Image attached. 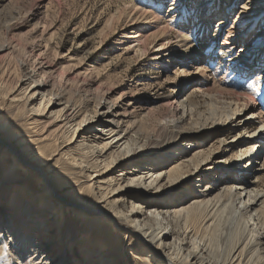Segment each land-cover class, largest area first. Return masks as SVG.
<instances>
[{
  "label": "bare ground",
  "instance_id": "6f19581e",
  "mask_svg": "<svg viewBox=\"0 0 264 264\" xmlns=\"http://www.w3.org/2000/svg\"><path fill=\"white\" fill-rule=\"evenodd\" d=\"M5 1L0 0V30L3 29L7 41L0 51L12 50L8 39L17 25L10 20L19 15L7 13ZM35 1L37 6L22 18L38 27L42 21L36 9L50 0ZM230 2L171 1L169 17L181 18L178 19L183 37L176 44L185 47L178 64L191 67L205 61L202 56L209 55L206 49L209 35L216 40L224 36L225 20L232 12L226 9ZM137 13L139 18H152L158 27L138 42V53H147L148 43L164 44L170 40V29L163 25L160 16L145 10ZM241 13L232 16L233 25L227 29L224 42L218 43L224 53L218 55L221 58L218 63H223L224 69L226 65L231 71L243 69L251 73L257 64L264 63V32L259 29L264 16L248 19L252 12L247 11L244 16ZM221 15L222 21H213ZM235 21H240L241 26L235 25ZM193 27L198 29L196 41L181 44L188 40ZM249 28H257V34H263L255 48L256 34L244 41L250 35ZM142 35L135 40L140 41ZM240 42H244L241 50L233 53ZM44 60L39 62V68L34 65L32 69L21 62L22 83L18 82L15 88L13 84L0 83L3 100L0 101V197L8 183L24 181L11 184L17 191L9 204L0 198V251L7 253L8 244L13 242L11 251H18L17 262L22 261L23 253L30 264H120L123 261V254L118 252L120 243L116 244L102 230L111 225L115 233L118 230L135 234L140 239L137 250L146 253L141 257L155 261L154 264H264V189L256 177L264 169V161L261 167L257 165L258 157H251L254 152L250 145L257 140L254 151H261L259 148L264 145V117L256 101L250 102L245 95L212 84V89L202 92L212 100L214 112L202 117L191 96L185 94L188 85L199 83L190 78L184 81L185 85L180 84L168 102L171 115L162 120L156 137L144 124L130 118L135 110H131L135 107L131 101L118 108L117 103L103 95L92 105L89 100L56 91L45 76L58 71L59 61L47 62L45 66ZM210 60L215 59L209 58L207 63ZM198 67V71H205L206 65ZM4 105L25 110L28 117L23 120L28 125H21L25 128L7 125L4 118L8 117L1 108ZM234 130L245 132L231 142L240 145V154L234 160L239 163L243 157L248 158L243 167H252L246 171H242L243 167L238 171L221 169L225 174L216 185H209L205 180L207 173L221 171L216 159L220 148L206 152L208 141L203 144L198 137L213 139ZM183 140L184 146L177 149ZM226 145L227 155L235 145ZM43 152L48 153L45 160ZM56 156L71 170V181L76 183L69 186L76 188L77 197L56 181V170L50 166ZM228 174L233 176H229L231 183L226 179ZM195 177L202 187L198 195L191 191L190 183ZM162 190L160 197L151 196ZM62 251L68 254L62 256ZM68 255V260L61 259Z\"/></svg>",
  "mask_w": 264,
  "mask_h": 264
},
{
  "label": "rangeland",
  "instance_id": "374dc122",
  "mask_svg": "<svg viewBox=\"0 0 264 264\" xmlns=\"http://www.w3.org/2000/svg\"><path fill=\"white\" fill-rule=\"evenodd\" d=\"M162 1L164 2L158 3L157 0H50L45 5H41V8H39V6L36 9L38 18L42 21V24H38L39 26L37 27L33 24L34 22L26 23L22 18V16L28 13L30 8L37 6L35 0H6L4 3V5H6V12H19V15L17 16L14 14L15 18L10 20L11 23L17 25V29L10 34L8 39L12 46V50L0 51V83L4 86L13 84L15 88L21 79L19 69L21 62L25 63V67H28L27 69H32V67L35 68V66L39 68V62L44 59L43 65L45 66L47 62L59 61L57 66L58 69H56L58 71H54L53 73L48 72L45 76H48V80L51 81L56 91L63 90L67 94L71 93L74 98L91 101L89 103L92 105L104 96H108L112 101L117 103L118 108L125 107L126 104L131 101L135 106L131 110L135 109L136 111H133L130 118L138 121L139 125L144 124L143 126H145L150 133H154L156 137L160 134L158 130L162 120L171 115L168 102L172 99L174 94L178 92L180 84L190 78L198 80L199 83L193 81L194 83L192 85H188L185 88V94L191 96L192 102L199 109L202 117H209L210 113L214 112L212 100L204 96L202 92L207 91V89L210 90L209 87L212 89L214 84L234 94L245 95L246 99L250 102L256 101L254 103L261 109V113L263 112L262 115L264 117V63L263 65L257 64V67H254L251 73L247 70L243 71V69H241V71H231L226 65L224 69V66H222L223 63H218V61L220 62L221 60L218 55H224L218 43L222 44L224 42L227 29L233 25L232 19L235 18V15L239 12H242L241 15L244 16L247 11L252 12L251 16H248L250 17L248 19L253 17L258 19L260 15L263 17L264 12L262 14L261 11H264V0H239L235 4H232L234 0H231V5L226 7V9H231L232 12L228 17L229 19L225 20L224 25L226 26L224 27L225 29L223 28L222 32L224 36L216 40L209 35L206 40V49L208 48V51H210L208 52L209 55L202 56L205 61H198V63H195V65L191 67L184 66L181 63L178 64L185 48L176 44L180 42L178 40L183 37L180 33L181 18L175 15V18L169 17L170 13L168 12V6L172 0ZM136 10L152 12L162 18L163 25L168 26L170 29V40L164 41L167 44H160V42L157 41L155 43H148L147 53L140 54L137 52L138 44L156 31L158 27L154 25L152 18H139ZM232 16L235 17L232 18ZM8 18L10 19L11 16ZM222 20L223 17L221 15L216 16L213 21L218 22ZM245 21L246 20H243V23ZM235 25L241 26V22L235 21ZM259 29L264 32V17L261 19ZM248 30H250V35L248 34V37L246 36L244 41H249V36L256 34L257 38L253 47L260 44L259 38L263 34L258 35L257 33L259 30H257V28L256 30L254 28H249ZM138 33L139 35L143 34L140 41L135 40L136 37L139 36L137 35ZM197 34V27L191 28L188 40L181 42V44H185L186 41L193 43L198 37ZM5 41H7V37L4 35L2 29L0 30V46L5 44ZM243 43L244 42L236 44L233 53L241 50ZM229 49L230 48H228V50ZM251 51L254 50H249V53ZM200 52L203 53L202 47L200 48ZM209 58L215 60H210L209 63H207ZM167 59L175 63L169 64L166 62ZM257 59L255 58V60ZM193 61L195 62V60ZM201 64L206 65L205 71H198V66ZM224 72L226 73L224 74ZM183 84L185 85L186 83L184 82ZM0 101L3 100L0 98ZM1 108L3 109V114L8 117V120L4 118V122L7 121V125L11 127H19L24 125V123L26 124L25 127L28 125L26 121L28 116L25 114V110L22 109L18 111L15 107H8L5 105L1 106ZM7 109L11 110L8 111ZM23 117H26V119L23 120ZM93 124V126L99 127L97 123ZM36 129L38 130V126ZM34 130L33 132H35ZM198 135L200 134H197V136ZM242 135H245V132L234 130L230 134L217 135L213 139L208 138L207 140H203L199 136L198 141L201 143L208 141L209 147L207 146L208 148L205 149L206 152L210 149L220 148L216 152L218 154L216 159L220 161L218 163L219 170L237 169L238 171L244 168L243 166L247 164L245 162H247L246 160H248V158L246 159L243 157L239 163H236L234 159L240 154V145H236L237 141L234 143L231 142L235 139L234 137L238 140ZM4 136L8 138L7 135ZM256 142L257 140H253L250 143L251 150L254 152L251 157L257 156L259 160L257 165L261 167L264 161V152H261L264 149V145L259 148L261 151H254V143ZM184 143L185 141L183 140L177 145V149L183 147ZM196 144L198 145L199 143ZM226 144L235 145L231 151L226 152L227 155L224 153V148L227 147ZM187 150H190V148ZM43 153L42 159L45 160L48 153ZM57 157L58 156H56L50 164V166L56 170L54 174L57 178L56 181L59 185H62L66 192L77 197L79 193L76 191V188L70 187L76 183L75 181H71L72 176L69 175L71 170H68L64 163ZM251 167L252 166L245 167L242 171H246ZM223 172L224 171L221 170L218 171V173H207V178H205V180L207 179L206 183L209 185H216L222 175L225 174ZM229 176H233L229 174L226 175V179L231 183V177ZM256 177L260 180V188L264 189L263 168ZM256 177L254 176L253 179H256ZM197 178L195 177L190 183L191 191L195 195L200 194V189H202V187L198 186L200 182ZM82 180L81 178V181ZM18 182L24 183V181L19 180L11 181L10 184H7L6 189L0 197L4 202L10 203L9 199L13 192L17 191L16 188L13 189L11 187V184H16ZM27 186H29V183ZM201 186H203V184ZM162 193L163 190L153 193L151 196L160 197ZM177 194H180V192H177ZM184 196L185 194H183V197ZM107 227L108 229L106 226L102 229L104 235L107 233L109 238L111 237V240L115 243H120L118 245V252L123 254V261H119L120 264H154V260L152 263L150 262L151 259L141 257L145 256L146 253L137 250V247L140 246V239L135 234L118 230L115 233L111 225ZM8 241L10 242V239H8ZM12 244L13 242L8 244L9 248H7V253L6 251H0V253H2L0 256L5 257H0V264H30L31 262L28 256L23 255V253L21 254L23 258L22 261L17 262L16 259L17 257L19 258V256H17L18 251L16 249H14L15 251L13 250L14 252L11 251ZM4 254L6 255L4 256ZM67 254V251L61 252L62 256H66ZM15 256L17 257L15 258ZM68 257L69 255L61 259L68 260ZM6 260L7 262H5Z\"/></svg>",
  "mask_w": 264,
  "mask_h": 264
}]
</instances>
